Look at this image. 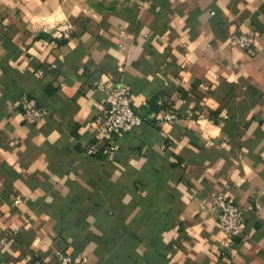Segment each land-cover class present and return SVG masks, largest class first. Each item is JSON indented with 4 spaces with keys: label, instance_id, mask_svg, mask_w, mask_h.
Segmentation results:
<instances>
[{
    "label": "crops",
    "instance_id": "crops-1",
    "mask_svg": "<svg viewBox=\"0 0 264 264\" xmlns=\"http://www.w3.org/2000/svg\"><path fill=\"white\" fill-rule=\"evenodd\" d=\"M250 28L252 50L229 39ZM118 80L136 111L154 98L181 116L88 153ZM25 99L47 115L26 122ZM217 192L244 207L241 237L200 208ZM56 248L79 264H264V0H0V264H53Z\"/></svg>",
    "mask_w": 264,
    "mask_h": 264
},
{
    "label": "built area",
    "instance_id": "built-area-1",
    "mask_svg": "<svg viewBox=\"0 0 264 264\" xmlns=\"http://www.w3.org/2000/svg\"><path fill=\"white\" fill-rule=\"evenodd\" d=\"M256 35L254 28L236 30L231 33L229 39L249 51L255 47ZM105 90L107 94L105 103L98 110L93 121V138L85 146V151L88 153L106 156L115 149V139L118 135L130 131L147 118L163 124L174 122L181 116L172 106L148 115L136 111L132 105L131 88L122 80L107 84ZM20 106L26 122H36L48 113L45 106L31 103L26 99L20 103ZM182 116L193 121L198 120V115L192 110L186 111ZM18 200L16 199L15 202ZM210 207L216 210L214 220L226 237H241L244 234L246 225L242 205L232 198H227L221 192H217L210 206L203 202L200 205L202 210ZM53 255V264H79L84 260L83 257L76 259L71 253L60 248L54 249Z\"/></svg>",
    "mask_w": 264,
    "mask_h": 264
},
{
    "label": "trees",
    "instance_id": "trees-1",
    "mask_svg": "<svg viewBox=\"0 0 264 264\" xmlns=\"http://www.w3.org/2000/svg\"><path fill=\"white\" fill-rule=\"evenodd\" d=\"M151 105H152V108L157 111L160 109V106L156 104V102L154 101V98L152 99ZM161 107L166 108L167 105H163ZM95 155H100V154H95Z\"/></svg>",
    "mask_w": 264,
    "mask_h": 264
}]
</instances>
